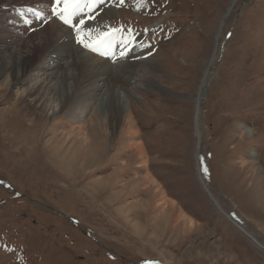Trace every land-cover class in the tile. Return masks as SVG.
Returning a JSON list of instances; mask_svg holds the SVG:
<instances>
[{"label": "rangeland", "instance_id": "1", "mask_svg": "<svg viewBox=\"0 0 264 264\" xmlns=\"http://www.w3.org/2000/svg\"><path fill=\"white\" fill-rule=\"evenodd\" d=\"M125 1L107 8L114 17L104 34L143 40L146 64L127 97L131 123L99 99L106 120L94 125L106 123L108 135L97 147L49 148L66 111L46 118L0 93V264H264V0ZM1 2L0 10L10 6ZM20 32L16 44L26 43ZM130 50L112 65L139 63ZM113 80L108 91L126 94L127 80ZM134 131L147 166L127 147ZM251 159L258 174L242 165ZM163 195L176 205L165 217L156 208ZM180 212L192 231L174 226Z\"/></svg>", "mask_w": 264, "mask_h": 264}, {"label": "bare ground", "instance_id": "2", "mask_svg": "<svg viewBox=\"0 0 264 264\" xmlns=\"http://www.w3.org/2000/svg\"><path fill=\"white\" fill-rule=\"evenodd\" d=\"M11 1L4 0V3L10 6L0 10V93L8 91L7 98L5 97L4 100L10 102H6V104L23 101L28 110L40 111L41 114L47 116L46 118H54L61 111H66V123L60 129V141L49 140L47 147H53L51 144L56 143L54 148H60L64 144L67 146V143H71V148L78 149L77 152L79 153H84L93 146L97 147L98 143H101V140L108 135L106 123L94 125L95 121L106 120L99 113V106L97 105L99 99L101 103H105L109 99L112 100V108L115 109V106H118L116 109L118 110L117 118L119 122L131 123L132 112L127 97L134 95L133 90L130 88L131 83L134 82L133 78L135 76H141L140 67L146 64V57L143 53L144 48L141 43L140 48H138L137 42L133 44L131 38L121 31L111 35L104 34V29L108 24L107 21L114 17L113 8H107L112 7L115 3H121L122 0H87L85 3L82 2L83 10H89V14L83 13L81 15L82 19L88 24L81 31L83 36H80L86 37L85 43H92L93 45L96 44L97 40H100L101 44L98 45L100 53H102L100 49H103L104 46L110 47L108 50L116 55L108 59L103 58L98 52H92L86 48L81 49L78 46L79 43H76V38L72 36L75 30L65 25L61 20L60 22L58 19L54 20L45 4L42 3L43 1L40 2L39 0H37L39 2L36 9H33L34 0H30L32 4L29 6L33 10H28L29 15L23 18L24 21L27 20L26 24L30 28L29 31H25L27 34L24 41L28 44H16L15 33H13V31L16 32V29L11 25L14 20L8 14L16 6H19L15 9L18 10L25 5L19 3L21 0H17L15 3L12 2V4ZM2 3L0 0V4ZM101 3L105 6L103 7L106 9L105 11L99 9ZM40 18L42 19L40 20ZM34 23L37 28L33 30ZM17 24L21 27L23 21L17 22ZM17 37L22 36L18 34ZM119 40L122 42L121 51H118L114 45ZM130 49L140 53L139 63L130 65L120 61L112 65L118 60H126L129 51H131ZM150 65L152 68L157 67V64ZM115 78L120 81L127 80L129 85L126 86L124 91L126 94L122 93L123 91L120 92V90L117 92L113 87L108 91L106 87L114 84L113 79ZM201 100L199 98L197 101V125H200L201 121ZM111 112V108L104 109L103 115L107 116ZM116 125L117 123L114 126ZM88 126L91 127L90 130H88ZM252 132L250 128L244 127L243 133L246 136L251 135ZM130 134L132 143L127 144L128 149L134 151L135 157L147 166V153L144 143L138 140L140 132L134 131ZM55 136L57 137L58 134ZM56 137L55 139H57ZM50 155L52 158L56 157V153ZM254 155L252 154L250 157L252 158ZM125 165L123 163V166ZM242 165L250 167L255 174L259 172L256 160H243ZM81 170L83 169L81 168ZM142 180H145L151 188H154L156 193L161 192L156 182L149 175H145ZM127 185L123 184L121 187L125 189ZM208 193L210 194V192ZM210 197L213 198L212 194H210ZM166 200L168 199L163 195L161 202L156 207L161 210L160 212L164 217L169 215L166 212L168 209L171 213L176 210L175 203L169 200L168 203ZM142 204V202L134 203L131 208L134 209ZM155 217L154 220L158 219L156 215ZM175 224L176 228L181 226L190 231L195 227V223L182 212L178 213V217H175ZM251 237L257 240L256 236L253 237L252 235ZM259 247L264 249V246L260 244Z\"/></svg>", "mask_w": 264, "mask_h": 264}, {"label": "snow or ice", "instance_id": "3", "mask_svg": "<svg viewBox=\"0 0 264 264\" xmlns=\"http://www.w3.org/2000/svg\"><path fill=\"white\" fill-rule=\"evenodd\" d=\"M61 4L63 7H61ZM81 0H55V6L52 8V14L61 20L65 25L73 28L78 34L77 42L81 44L84 48L91 50L92 52H97L98 48L92 43H85L86 37H81L79 34L85 28L86 21L81 19L79 23H75L73 17L80 10ZM92 18V17H90ZM101 41L97 40L96 45H100ZM101 55H106V53H100ZM205 171H207L205 169Z\"/></svg>", "mask_w": 264, "mask_h": 264}, {"label": "water", "instance_id": "4", "mask_svg": "<svg viewBox=\"0 0 264 264\" xmlns=\"http://www.w3.org/2000/svg\"><path fill=\"white\" fill-rule=\"evenodd\" d=\"M207 90H208V87L207 86H205V87L202 88V90H201V97L202 98H205L206 97Z\"/></svg>", "mask_w": 264, "mask_h": 264}]
</instances>
